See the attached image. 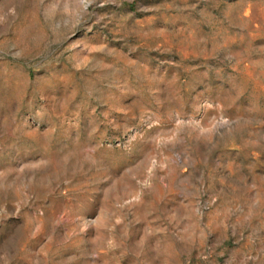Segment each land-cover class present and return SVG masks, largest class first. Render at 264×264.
I'll list each match as a JSON object with an SVG mask.
<instances>
[{"label": "rangeland", "instance_id": "rangeland-1", "mask_svg": "<svg viewBox=\"0 0 264 264\" xmlns=\"http://www.w3.org/2000/svg\"><path fill=\"white\" fill-rule=\"evenodd\" d=\"M0 264H264V0H0Z\"/></svg>", "mask_w": 264, "mask_h": 264}]
</instances>
